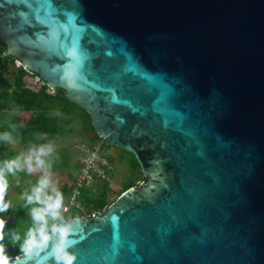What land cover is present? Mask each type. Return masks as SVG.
I'll return each instance as SVG.
<instances>
[{
  "label": "water",
  "instance_id": "1",
  "mask_svg": "<svg viewBox=\"0 0 264 264\" xmlns=\"http://www.w3.org/2000/svg\"><path fill=\"white\" fill-rule=\"evenodd\" d=\"M0 38L142 170L75 264H264V0H0Z\"/></svg>",
  "mask_w": 264,
  "mask_h": 264
},
{
  "label": "clouds",
  "instance_id": "2",
  "mask_svg": "<svg viewBox=\"0 0 264 264\" xmlns=\"http://www.w3.org/2000/svg\"><path fill=\"white\" fill-rule=\"evenodd\" d=\"M16 107L15 115L20 113ZM22 127L16 122L9 124L8 130L0 132V141L13 144L18 136L14 133ZM58 145L47 133L34 135L27 147L11 158L0 160V213L11 208V201L6 200L10 188L9 176L20 172L28 175L38 174L30 188L22 193L27 208L26 216L30 225L21 236L17 228L11 231V244L18 247L28 264H75L73 251L77 241L74 239L79 220L65 223L62 219L64 193L55 178L54 165L59 159ZM7 220L0 216V264H9L5 239Z\"/></svg>",
  "mask_w": 264,
  "mask_h": 264
},
{
  "label": "trees",
  "instance_id": "3",
  "mask_svg": "<svg viewBox=\"0 0 264 264\" xmlns=\"http://www.w3.org/2000/svg\"><path fill=\"white\" fill-rule=\"evenodd\" d=\"M5 50L6 44L0 38V132L8 130L9 124L12 122L22 125L18 132L14 133V135L18 136V140L15 143L27 147L28 142L36 134L47 133L49 138L57 139L60 136H64L68 131L73 132L76 126L81 124L79 132L82 136L81 140L86 142L87 139L84 136V132L91 131L87 145L92 146L102 141V138L94 128L90 113L77 103L70 101L62 89H50L42 79L40 80L43 81V85L40 88L31 86L27 82L26 76L29 74H33L34 76L38 75L30 73L21 65H19L18 70L14 73V79L11 81L8 78L10 64L17 60L12 55H4ZM17 106L20 107V112L30 111L33 113L32 120L29 123L23 124L19 121L20 113L17 116L15 115ZM103 146H107L104 140L101 147L103 148ZM16 153L18 152L13 147V144L0 141V160L12 157ZM129 153L133 157L132 167L135 168L139 163L134 154ZM16 176L19 178H34L32 175L24 172H20ZM147 179L148 177L144 176V180ZM34 180L36 179L34 178ZM94 182L90 187L84 188L81 192L80 199L83 208L77 210L80 216L101 212L113 202L109 199L111 188L108 186V183L104 181ZM134 184L135 181L125 183L121 193ZM61 191L64 193V197L67 198L71 192V188L69 186H63ZM23 206H25V202H23V205L20 204L15 208H10L6 213H0V216H3L7 220L5 237L10 238L13 229L8 216L14 213L18 217L16 222V227H18L22 220ZM26 212L27 208L25 209V215ZM66 215L68 217L63 218V220L71 219L75 216L74 212L67 213ZM4 244L7 246L6 253L8 256L20 254L18 247L12 246L11 239L7 240Z\"/></svg>",
  "mask_w": 264,
  "mask_h": 264
},
{
  "label": "rangeland",
  "instance_id": "4",
  "mask_svg": "<svg viewBox=\"0 0 264 264\" xmlns=\"http://www.w3.org/2000/svg\"><path fill=\"white\" fill-rule=\"evenodd\" d=\"M19 65L20 63L17 61L10 64V73L8 74V78L11 81H13L14 73L18 70ZM26 80L33 87L40 88L43 85V81L40 80L38 76H34L33 74H29L28 76H26ZM32 117V112L22 111L19 115V121L23 124H26L32 120ZM80 128L81 124H78L73 132L68 131L64 136H60L59 138L54 139L58 145L57 154L59 156V159L54 165V172L55 178L59 183L60 189L63 186H70L73 182L72 180L75 178V175L80 170L79 162L82 156L80 146H82V144L87 145V141L91 136V131H85L84 136L87 141L85 142L81 140L82 136L79 134ZM97 145L101 147V145H103V139L102 141H99ZM13 147L17 150V152H20L26 148V146L18 145L16 143H13ZM102 150L105 155L109 158L111 165L110 175L107 181L108 186L111 188V192L109 193V199L112 202L119 195H121L120 193L125 183L135 181V184L133 186H138L140 185V183L143 182L142 170L140 165L136 166L135 168L132 167L133 157L129 152L117 146L108 145L103 146ZM37 175L38 174H33L32 176L37 179ZM34 178H19L17 176H9L10 188L5 199L11 201V208H15L17 205L20 204L23 205L24 200L22 198V193L27 191L30 186L35 183L36 180H34ZM96 181L99 180L96 179L95 182ZM22 209V220L18 227H16L18 217L14 213H11L8 216V219L12 224L13 228H17L20 231V234L23 236V232L30 225V218L25 215L26 206H23ZM67 217L68 216L62 212V219ZM10 239L11 237H5L3 243Z\"/></svg>",
  "mask_w": 264,
  "mask_h": 264
},
{
  "label": "built area",
  "instance_id": "5",
  "mask_svg": "<svg viewBox=\"0 0 264 264\" xmlns=\"http://www.w3.org/2000/svg\"><path fill=\"white\" fill-rule=\"evenodd\" d=\"M80 148L82 151L79 162L80 170L75 175L73 183L70 186L71 192L67 197L63 210L65 214L74 212V217H80L77 210L83 208L80 199L82 190L90 187L96 179L108 183L107 180L109 179L111 169L110 160L99 145L94 144L89 146L82 144Z\"/></svg>",
  "mask_w": 264,
  "mask_h": 264
},
{
  "label": "crops",
  "instance_id": "6",
  "mask_svg": "<svg viewBox=\"0 0 264 264\" xmlns=\"http://www.w3.org/2000/svg\"><path fill=\"white\" fill-rule=\"evenodd\" d=\"M73 180H74V179H73ZM73 180H72V181H73ZM72 181H71V182H72ZM72 183H73V182H72ZM72 183H71V185H72ZM71 185H70V186H71ZM70 186H69V187H70ZM66 200H67V198H66ZM66 200H65V202H66ZM65 202H64V204H65Z\"/></svg>",
  "mask_w": 264,
  "mask_h": 264
}]
</instances>
